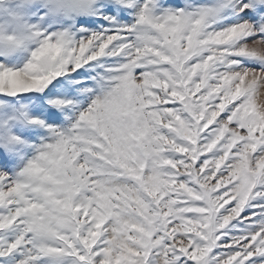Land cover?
I'll list each match as a JSON object with an SVG mask.
<instances>
[{"label":"rangeland","instance_id":"rangeland-1","mask_svg":"<svg viewBox=\"0 0 264 264\" xmlns=\"http://www.w3.org/2000/svg\"><path fill=\"white\" fill-rule=\"evenodd\" d=\"M0 264H264V0H0Z\"/></svg>","mask_w":264,"mask_h":264},{"label":"bare ground","instance_id":"bare-ground-1","mask_svg":"<svg viewBox=\"0 0 264 264\" xmlns=\"http://www.w3.org/2000/svg\"><path fill=\"white\" fill-rule=\"evenodd\" d=\"M109 124V123H108Z\"/></svg>","mask_w":264,"mask_h":264}]
</instances>
